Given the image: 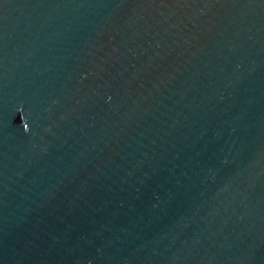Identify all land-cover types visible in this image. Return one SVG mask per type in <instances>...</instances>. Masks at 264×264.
I'll return each instance as SVG.
<instances>
[{"label": "water", "instance_id": "95a60500", "mask_svg": "<svg viewBox=\"0 0 264 264\" xmlns=\"http://www.w3.org/2000/svg\"><path fill=\"white\" fill-rule=\"evenodd\" d=\"M0 264H264V0H0Z\"/></svg>", "mask_w": 264, "mask_h": 264}]
</instances>
